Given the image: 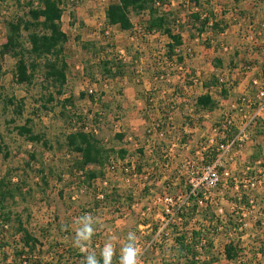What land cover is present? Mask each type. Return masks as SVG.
Listing matches in <instances>:
<instances>
[{
	"label": "rangeland",
	"instance_id": "obj_1",
	"mask_svg": "<svg viewBox=\"0 0 264 264\" xmlns=\"http://www.w3.org/2000/svg\"><path fill=\"white\" fill-rule=\"evenodd\" d=\"M117 1L66 0L61 28L67 34L65 53L68 83L64 94L55 95L53 102L46 103V95L52 88L43 78L44 69L41 66L38 68L30 84H18L13 78L16 58L11 52L1 53V46L7 40V21L24 15L26 10L16 0H0V144L8 153L5 158L4 152H0V178L7 175L13 185L20 184L21 191L13 201L8 199L5 203L13 212L21 215L24 225L42 243V246H37L39 250L27 252L26 257L31 259L27 264H84L86 255L92 252H95L100 264H103L100 253L104 244L109 242L107 228H113V232L119 235L116 241H111L114 244L112 264L116 263L129 232L144 240L153 229L154 212L143 216L142 209L152 205L151 201L156 195H174L179 191L180 185L173 184L169 179L156 184L160 173L167 171L165 168H171L168 175L178 176L176 182H185L182 163L179 161V166L175 167L173 151L163 140H160L162 147L157 149L156 142L159 140V132L166 138L173 136L170 129L175 122L173 113L190 107L189 102L185 100L178 103V99L188 98L199 92L201 73L186 67V64L180 68V63H171L166 58L167 38H161L163 35L152 37V34L136 32V28L143 27L144 15H132L135 27L132 33L121 30L117 25H108L104 10ZM166 1L167 10L164 12L171 19L174 18L175 29L186 33L195 28L194 23L200 29L199 22L192 16L191 0H180L174 6H169L170 2ZM208 1H202L206 8L210 7ZM231 2L232 0H226L225 4L233 11L236 7L229 4ZM243 26L244 32L230 37V40L232 44L253 48L254 44L251 42L261 35H254L250 31L249 22L246 21ZM226 38V35L220 36V42L218 41V51L225 57V61L231 57ZM212 39L215 41L211 36L199 41V44L208 46ZM22 41L28 48L27 34L24 31ZM105 61L120 63L124 73L115 76L106 74L102 65ZM38 62L41 65L43 59ZM116 64L115 68L109 64L112 71H115ZM246 69L249 70V67L246 66ZM221 73L220 71L218 77ZM253 85L256 86L258 96V90L261 86L264 87V83L260 84L257 80ZM80 93L84 95L80 96ZM131 94L142 98L140 104L127 99ZM64 97L72 100V104H66L65 110L61 106ZM257 98L253 100V108H256ZM7 99L12 100L11 104ZM43 103H46L47 108L41 107ZM17 105L21 107L19 110ZM231 109V112L225 108L221 114L209 115L208 125L212 127L208 135L202 138L205 142L203 145L215 146L217 141L220 144V138L224 140L228 136L219 132L218 125L223 123L225 117L235 115V108ZM78 115L82 117V121L75 118ZM263 117L264 115L259 118L257 126L264 124ZM26 119L31 120L30 126L35 133L43 134L49 140L50 149L39 143L29 142L17 134L15 126L22 125ZM81 126L92 129L105 146L113 149L110 153L113 163L106 164L102 169L103 174L89 181H84L76 173L73 168L75 156L65 145V135ZM119 135H122L121 138ZM206 137L212 141L208 142ZM183 138L186 139L184 136ZM244 147L245 144L230 153L223 163L232 177L239 179L247 164L253 165L254 170H264L260 163L253 164L248 156H241V160L236 161L240 157L238 151L242 150L243 153ZM119 149L127 150L125 161L120 160L117 154ZM262 150L264 151V145ZM262 150L259 151L262 153ZM154 153L155 157L160 156L157 165L153 159ZM31 154L34 159H29ZM195 158L194 155L193 159ZM87 168L97 171L101 169L95 164H90ZM164 183L169 187H165L168 185ZM233 183V179L223 180L217 189L212 190V205L198 207L181 224L177 221L173 226L176 229L182 227L185 231L207 228V231L200 234L207 243L201 252L196 250L201 262L211 259L210 264H264V180L247 191L245 188L234 187ZM103 189L108 197L101 201L97 195ZM129 195L138 198L137 205L128 200ZM249 197L253 199L252 205ZM131 204L134 205L133 208ZM219 207L220 213L217 211ZM85 214L92 216L96 231L85 251H81L73 245V238L75 229L79 226L76 221ZM144 222L149 227L140 230L139 225ZM230 223L233 226H229ZM242 223L246 225L242 230H228V227L234 228ZM3 231L10 243L20 241L16 223L11 222ZM179 241L182 242V238ZM228 241H232L238 249L239 256L235 261L227 260L222 255ZM174 244L173 241L166 240L158 248L149 251L146 254L148 263L167 259L173 261V264H179L174 258L178 256L180 244L177 248ZM17 247L20 248V244ZM4 250L8 258L6 261L1 260L0 264H21V257L14 262L11 246H5ZM192 252L191 248L186 252L188 260L189 256L192 257Z\"/></svg>",
	"mask_w": 264,
	"mask_h": 264
},
{
	"label": "trees",
	"instance_id": "obj_2",
	"mask_svg": "<svg viewBox=\"0 0 264 264\" xmlns=\"http://www.w3.org/2000/svg\"><path fill=\"white\" fill-rule=\"evenodd\" d=\"M19 6L25 8L24 15L16 16L12 20L7 21V36L6 42L1 46V53L11 52L16 58L13 78L18 84H30L35 77L38 68L44 69L43 78L47 82L48 86L52 88L46 95L45 102L51 103L54 101V96H59L65 93V87L68 83V63L67 55L65 53V43L67 42V34L61 28V18L64 12V6L67 4L66 0H16ZM198 3V0H195ZM167 5L166 0H118L115 3L109 4L105 10V20L108 25H117L123 31L129 33L133 32V23L130 19L132 13L141 14L146 13L148 18L142 26L145 28L146 34L165 35L169 41L166 44V58L172 62L173 59H177L178 63H181L184 57L177 51V49L182 44V37L179 31L175 29V20L171 19L170 16L164 12V8ZM205 16L195 12L192 16L195 20L199 22L200 31L210 28L212 30H217L223 32L226 28V21L224 18L219 20L215 19L214 14L211 10L204 11ZM71 15H74L71 12ZM26 32L29 47H25L22 41V32ZM177 51V52H176ZM39 59H43L42 64L38 62ZM112 65L115 68V64L112 61H105L102 63L103 72L111 76L116 74H123L121 70L120 63L116 64L115 71H112ZM113 73V75H112ZM264 77V73L262 76ZM208 85L221 86L220 95L221 97L227 96V87L225 83L218 81L216 77H212L208 82ZM232 86V85H230ZM80 93V96H83ZM1 97V95H0ZM247 97V96H245ZM11 104L12 100H6ZM240 103V99L237 101ZM46 103L41 105L42 108H47ZM67 103L72 104L70 97H64L63 103H61L62 108L65 110ZM218 105V100L213 99L208 94L197 97L196 106L203 110H212ZM21 107L17 105L19 110ZM71 115H69V119ZM79 121H82L81 116L75 117ZM31 120L26 119L25 122L20 126H15V130L18 135L25 138V140L32 143H39L43 147L50 149L51 145L49 140L45 139L43 134L35 133L30 126ZM232 130H226L227 135L231 136ZM92 129H86V127H78L75 131H70L65 135V145L67 149L75 156L73 160V168H75L76 173H81L84 181H89L97 178L99 175L103 174V168L106 164H110L111 158L110 153L113 152L112 148H108L104 145L103 141L97 138ZM122 135H119L121 138ZM224 140H221L222 143ZM0 144V152H4L3 156L7 158V151L3 150ZM218 142L215 146L209 147L204 151V162L210 163L216 158L217 155ZM211 148V149H210ZM262 147L255 146L253 148L252 160L253 164L255 161L262 156ZM3 150V151H2ZM117 154L120 160H123L127 155V150L119 149ZM212 155V156H211ZM29 159H34V155L31 154ZM90 164L98 165L99 169L93 170L87 168ZM264 168V161L261 163ZM253 166V165H252ZM139 169V168H138ZM44 177V176H43ZM42 181L45 183L44 178ZM242 191V189H240ZM21 191L20 184H12L8 176H3L0 178V261H6L8 258L5 252V246H11L13 248V260L16 262L18 257H21V264H27L31 259L26 255L28 251H34L38 247L42 246L41 241L33 235V233L24 225L21 215L13 212L11 208L6 205L8 199L15 198V195ZM104 193V199L106 200L108 194L105 193L106 190H101ZM129 201L132 197H127ZM248 204V202H246ZM250 206V204L248 205ZM220 221V220H219ZM11 222L16 223V232L20 234V241L10 243L7 241L4 235L3 228ZM230 223L229 226H231ZM233 226V225H232ZM216 228V227H215ZM225 228V227H224ZM237 228V225L234 226ZM234 228L228 227V230ZM201 231H192L193 244L195 240L200 236ZM181 238L177 237L178 244V256L174 259L179 263V258H181L183 251L186 249L190 250V246H186L183 241L180 242ZM177 242V241H176ZM20 244V248L17 245ZM38 246V247H37ZM39 250V249H38ZM224 255L227 260H236L238 258V249L236 245L230 241L224 247ZM87 256V255H86ZM196 253L192 252V257L188 260V256L184 258V261L179 264H210L211 259L207 261H202L195 258ZM4 264V263H1ZM161 264H173V261L163 259Z\"/></svg>",
	"mask_w": 264,
	"mask_h": 264
},
{
	"label": "crops",
	"instance_id": "obj_3",
	"mask_svg": "<svg viewBox=\"0 0 264 264\" xmlns=\"http://www.w3.org/2000/svg\"><path fill=\"white\" fill-rule=\"evenodd\" d=\"M202 1L203 0H198V3L196 5L195 0H191V2L193 3V8L191 10V12H193L192 14L197 12L202 17L203 14L205 15V10H211V13L214 14L215 19L219 20L222 17L226 21L227 25L225 30L221 33L220 31L212 30L210 28H206L200 31L196 28V23L193 24L195 28L190 29L189 32L186 31V33L185 31H181L178 28L176 29V31L180 32V35L182 37V44L177 49V51H179V53H181V55L184 57L182 62L180 64H177H179L180 66L186 64V67L189 66L190 68L200 72L202 82L200 88H198L199 92H196L188 98L178 99V103H182L186 100L187 102H189L190 107L188 106L189 108H185V110L183 109L181 111H175V113H173L175 122L173 126H170L173 136H171L170 138H166L162 135L161 132L158 133L159 140L157 139L158 141L156 142L157 149L159 147H162L160 146V140H163L167 147L174 153L175 167L179 166V161L181 163L190 161L194 158V155L197 156L199 153L203 154L204 151L209 148L208 144L203 145V143L205 142L202 138L206 136V134L208 135V132L212 127L208 125V117L210 114H221L225 111V108L226 110L231 112L233 110L231 108H234L239 104L237 101L241 96H247L248 98H251L255 101L257 97V89L256 86L253 85V83L257 80H259L260 84L264 83L261 80L262 73H264V0H232V2L229 4L235 5L236 8H234L233 11L228 9V5L225 4L226 0L223 2L221 0H209L208 2L210 3V7L207 8L204 7ZM168 2H170L169 6H174V4H178L181 1L168 0ZM164 10L167 9L164 8ZM134 14L135 13H132L130 15L131 21L132 15ZM141 14L144 15L143 18L145 20V24L148 16L146 13ZM246 21L249 22L248 28L250 29V31L254 32V35H261V37H257L254 41L251 42V44H254L253 48H251V46L246 48L243 45L232 44L230 40V37L232 38V36L234 35L239 36L244 32L245 27L243 25ZM230 29L232 30L230 31ZM158 35V33L152 34V37ZM223 35H226V37L228 38H226V43H228L227 45L229 47V53H231V57H229L227 61H225V57L223 55L221 56L218 51V49L220 50V44L218 43V41L220 42V36ZM208 36H213L215 38V41L212 39L211 43L208 46L199 44V41L209 38ZM161 38L165 39L167 37L163 35L161 36ZM130 39H132V37ZM167 40L169 41L168 38ZM167 40L165 41V43H168ZM188 50H192L193 55H191V52L190 54H188ZM176 62L177 59H173L171 63ZM246 66L249 67V70L246 69ZM220 71L222 73L221 76L218 77ZM212 77H216L219 82L226 84L228 91L226 97H221L220 95L221 86L208 85V82ZM204 94H208L213 99L218 100V105L216 108L212 110H203L196 106L197 97ZM127 99L134 100V104H140V101L142 100V98H139L134 94H131L129 97H127ZM177 112H179V115H177ZM221 125H218V128L220 126L219 132H222L223 135L227 134V132ZM249 131V137L251 136L249 140L251 141H247L243 153L242 150L238 151L240 157L236 158V161L237 159L241 160V156H248L252 159V149L255 146L263 147L264 145V124L262 126L259 125L252 127V129H250ZM183 136L186 137V139L183 138ZM205 140H208V142L212 141L208 137H206ZM221 140L222 139L220 138V141ZM144 146L146 147L147 145ZM155 154L156 153L153 154L154 157ZM262 154H264L263 150ZM153 159H155L156 165L158 164V162H160V156H156ZM123 161H125V159ZM263 161L264 156L262 155L255 161V163L261 164ZM130 164H132V161ZM126 166L129 167V165ZM164 170L167 171H162V174L160 173L156 184L165 182L164 179H169L173 181V184L180 185V188L182 185V180H178L176 182L175 180L178 178V176L173 177L174 175L172 174L173 176L171 177L170 175H168V172L169 170H171V168H165ZM165 187H169V185ZM129 196L133 197V195ZM113 230V228L112 230L109 228L106 229V231H108L109 239L111 237H115L112 242L116 241L117 237L119 236H117L118 233L113 232ZM222 255L225 256L224 253ZM179 261V263H182L184 260L181 259Z\"/></svg>",
	"mask_w": 264,
	"mask_h": 264
},
{
	"label": "built area",
	"instance_id": "obj_4",
	"mask_svg": "<svg viewBox=\"0 0 264 264\" xmlns=\"http://www.w3.org/2000/svg\"><path fill=\"white\" fill-rule=\"evenodd\" d=\"M203 16L205 15L203 14L202 17ZM136 32L146 34L144 26L136 28ZM190 52V50L187 51L188 54H190ZM261 80L264 82V77H261ZM253 84H256V81H254ZM257 97L256 108L252 107L255 103L253 100L243 96L240 98V103L234 107L235 115H229V117H225L222 120L223 123L221 126L225 131L231 128H234V130L232 131L231 136L225 135L226 137H224V141L218 144L217 155L213 161L205 163L203 154L199 153L195 159L182 162L181 169H184L185 171L181 172L184 176L185 182L179 188V191L174 195L164 193L161 196H156L155 199L151 201L152 205H148L142 209L141 214L143 216H147L150 212H154L152 218H154L155 223L148 238L142 240L140 237L136 236L137 246L141 249L137 258V264H150L146 259V254L162 245L163 241H173L177 248V237H181L183 243L186 246L191 247L193 253H196V259H200V255L197 254V251L199 250V252H201L202 248L205 247L207 243L205 237L200 235L195 240V244H193L192 231L194 229L191 231H185L182 227L176 229L173 224L177 221L181 224L182 221L186 219V216L198 207L212 205V190L217 189L222 184L223 180L233 179L234 187L245 188L246 191L252 190L257 184L263 182L264 170H254L252 165L247 164L245 165V168L242 169V175L239 179L238 177H232L231 172L226 169L223 164L225 157L246 144V141L249 139V128L257 126L259 118L264 115L263 86L258 90ZM237 120L239 121L238 123ZM112 163L113 161L111 160L110 164ZM78 174L83 177L81 173ZM134 176H136V174H134ZM97 197L100 200L104 199V193H98ZM137 202L138 198L132 197V204L137 205ZM249 202L251 205L253 204V199L251 197H249ZM132 204L131 208L134 207ZM160 205L162 206L160 207ZM214 205H216V202ZM217 211L219 213L221 212L220 207ZM245 226V223H242L237 225V228H234L233 230H242ZM148 227L149 225L146 222L139 225L140 230ZM195 230H200L202 234V232L207 231V228L205 227ZM186 252L187 250L185 249L179 260H184ZM153 262L151 264H161V259L156 263ZM114 264H119V259Z\"/></svg>",
	"mask_w": 264,
	"mask_h": 264
},
{
	"label": "clouds",
	"instance_id": "obj_5",
	"mask_svg": "<svg viewBox=\"0 0 264 264\" xmlns=\"http://www.w3.org/2000/svg\"><path fill=\"white\" fill-rule=\"evenodd\" d=\"M76 223L79 225L75 229L73 245L81 251H85L88 243L91 242L92 236L95 234L94 220L91 215L85 214L78 218ZM115 237H111L109 242L105 243L100 256L103 264H112L114 256V244L111 242ZM141 249L137 246V237L135 233L129 232L126 241L123 242L119 252V264H137V258ZM84 264H100L95 252L87 255Z\"/></svg>",
	"mask_w": 264,
	"mask_h": 264
}]
</instances>
